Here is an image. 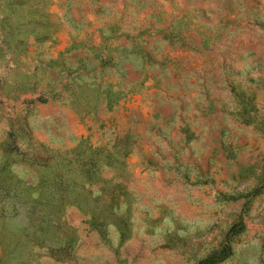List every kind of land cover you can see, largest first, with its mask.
<instances>
[{
  "label": "rangeland",
  "instance_id": "1",
  "mask_svg": "<svg viewBox=\"0 0 264 264\" xmlns=\"http://www.w3.org/2000/svg\"><path fill=\"white\" fill-rule=\"evenodd\" d=\"M0 264H264V0H0Z\"/></svg>",
  "mask_w": 264,
  "mask_h": 264
}]
</instances>
